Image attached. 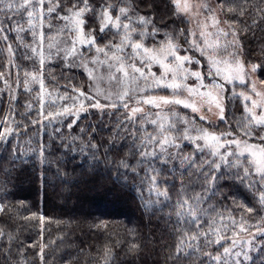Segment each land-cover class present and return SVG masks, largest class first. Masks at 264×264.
Instances as JSON below:
<instances>
[{"label": "snow or ice", "instance_id": "1", "mask_svg": "<svg viewBox=\"0 0 264 264\" xmlns=\"http://www.w3.org/2000/svg\"><path fill=\"white\" fill-rule=\"evenodd\" d=\"M0 55V264H29L12 225L37 218L45 264L20 183L55 191L101 166L164 224L165 264H264V0H0ZM74 223L92 264H134L156 239Z\"/></svg>", "mask_w": 264, "mask_h": 264}, {"label": "trees", "instance_id": "2", "mask_svg": "<svg viewBox=\"0 0 264 264\" xmlns=\"http://www.w3.org/2000/svg\"><path fill=\"white\" fill-rule=\"evenodd\" d=\"M257 35L261 34L257 33ZM5 63L4 55H0V71L7 72L4 67ZM28 67L30 68L31 65L29 64ZM11 71L14 80L16 69L12 68ZM20 74L23 76V70H21ZM77 76L79 77V73H77ZM77 82H79V79H77ZM2 86V83H0V87ZM26 99L27 96L22 95L21 104ZM241 112L242 106L239 107L236 115ZM0 115H3V107H0ZM77 162H79V158H77ZM25 167L30 173V166L25 165ZM69 167L71 168L72 165L70 164ZM84 179L88 178L85 177ZM100 184H103L104 188H100ZM57 193H62V195ZM16 199L17 201L22 200L29 211H34L38 214L42 212L46 217L43 226V243L47 245L45 264H63L61 257L64 260H68L70 256H76L81 248L85 252L79 255L75 264H85V261H87V264H92V256L96 253L95 237L90 234L88 236L81 235L80 229L76 228L74 223L75 220L80 219L81 213L84 212L113 221V227L117 228L118 231L124 223L142 221L146 225L142 229L144 236L147 238L151 229L156 239L154 244L146 239L144 247L139 254L140 258L135 260L134 264H165L167 251L164 249L168 242V235L164 230V224L156 225L155 217H153L152 224L149 225L147 219L143 217V210L139 207V201L124 193L118 184L106 179L103 166L97 170L88 183H78L75 186H66L63 189L57 184L55 191L51 185H42L39 178L24 181L16 189ZM23 215H28V212H24ZM69 221H73V223L70 225ZM12 228L13 230L19 228L18 240L13 245V251L15 252V248L20 241H23L26 247L34 243L36 245L35 248L27 247V259L29 264H40L37 254L41 243V226L38 218L31 222L20 221L18 225H12ZM7 230L5 228V231ZM100 243L102 244L103 241L101 240ZM88 244L92 245L91 255L88 254ZM121 258L127 264L129 257H125L121 253ZM184 264H187V261Z\"/></svg>", "mask_w": 264, "mask_h": 264}]
</instances>
